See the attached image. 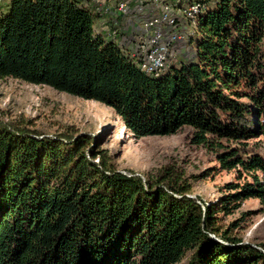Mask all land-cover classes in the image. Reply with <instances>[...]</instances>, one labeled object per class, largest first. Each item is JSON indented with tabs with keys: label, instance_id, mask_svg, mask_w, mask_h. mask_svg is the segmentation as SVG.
Listing matches in <instances>:
<instances>
[{
	"label": "trees",
	"instance_id": "1",
	"mask_svg": "<svg viewBox=\"0 0 264 264\" xmlns=\"http://www.w3.org/2000/svg\"><path fill=\"white\" fill-rule=\"evenodd\" d=\"M191 1L201 5L194 58L157 75L110 35L139 25L149 2L121 15L117 0H10L0 10V77L104 103L137 137L190 125L220 167L252 179L202 205L174 165L129 175L87 134L37 137L0 120V264H172L186 253L187 264H264L263 251L217 225L220 210L264 200V154L249 141L264 136V0L176 6ZM184 43L171 57L181 60Z\"/></svg>",
	"mask_w": 264,
	"mask_h": 264
},
{
	"label": "rangeland",
	"instance_id": "2",
	"mask_svg": "<svg viewBox=\"0 0 264 264\" xmlns=\"http://www.w3.org/2000/svg\"><path fill=\"white\" fill-rule=\"evenodd\" d=\"M9 4L10 0H2L0 10L6 12ZM180 16L178 26L183 29L185 41L178 50L181 60L169 56V64L161 72H167L171 64L179 65L181 61L194 58L199 33L183 13ZM0 120L34 129L36 132L31 133L37 137H59L60 133L73 137L87 134L91 140L89 145L102 150L105 160L117 171L129 175L135 173L145 178L163 165H174L182 172L181 178L188 187L186 194L202 205L218 202L219 197L228 192L226 184L229 182L242 183L246 178L252 179L235 168L220 167L214 150L192 141L193 128L190 125H183L170 134L137 137L126 128L112 107L46 84L0 77ZM249 141L264 154V136ZM94 161L98 162V154ZM257 173L259 177L263 176L261 172ZM217 225L239 237L240 243L264 252V200L259 197L249 196L241 200L228 213L220 210ZM189 256L190 253H186L172 264H187Z\"/></svg>",
	"mask_w": 264,
	"mask_h": 264
},
{
	"label": "built area",
	"instance_id": "3",
	"mask_svg": "<svg viewBox=\"0 0 264 264\" xmlns=\"http://www.w3.org/2000/svg\"><path fill=\"white\" fill-rule=\"evenodd\" d=\"M2 0H0L1 2ZM179 0H117L115 9L118 14L125 15L131 11V6H137L142 11L143 3L149 2L150 14L139 20L138 32H121L119 28H113V35L119 43H125L131 56H139V66L146 72L159 74L165 65L169 64V56L177 54L178 43L183 39V33L174 27L180 20V14H184L193 25H196L197 15L201 11L200 3L191 1L181 8L176 4ZM107 10V6L105 7ZM132 14V13H131ZM130 14V15H131ZM127 30V28L125 27ZM135 37L134 42H130ZM124 40V42H120ZM129 49V50H128ZM176 58V57H174Z\"/></svg>",
	"mask_w": 264,
	"mask_h": 264
},
{
	"label": "crops",
	"instance_id": "4",
	"mask_svg": "<svg viewBox=\"0 0 264 264\" xmlns=\"http://www.w3.org/2000/svg\"><path fill=\"white\" fill-rule=\"evenodd\" d=\"M147 10H149V9H147ZM135 20H137V19H132V21L125 24L124 27L127 28L128 32H130L131 30H134L133 32H135V31L138 32L137 29H138L139 25L135 24V23H137V21H135ZM101 27H102V29H105L104 24ZM130 33H132V32H130Z\"/></svg>",
	"mask_w": 264,
	"mask_h": 264
}]
</instances>
